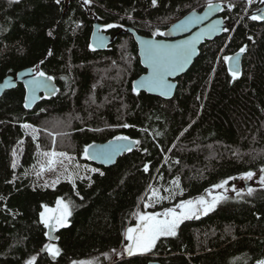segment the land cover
Masks as SVG:
<instances>
[{"label":"trees","instance_id":"trees-1","mask_svg":"<svg viewBox=\"0 0 264 264\" xmlns=\"http://www.w3.org/2000/svg\"><path fill=\"white\" fill-rule=\"evenodd\" d=\"M212 1L223 2L221 16L229 31L200 46L192 65L177 77L173 97L163 99L133 92V79L145 69L130 33L118 34L106 49L89 48L93 22L114 25L110 34L129 26L154 36L208 0H157L155 7L152 0L87 5L83 0H0V80L31 66L53 77L58 87L30 110L23 104L22 83L0 97V264H25L32 256L35 264L264 260V186L251 196L247 191L226 195L213 211L184 220L176 236L160 237L145 253H123L136 213H161L264 166V20L250 19L263 3ZM244 45L240 75L232 80L223 57ZM117 136L140 143L107 167L85 158V146ZM52 152L87 162L104 175L87 172L73 182L42 186L35 173L47 164L45 153ZM157 185L168 199L142 212ZM57 199L70 202L72 215L68 226L56 231L53 244L60 255L53 259L42 252L48 240L39 219L43 206H56Z\"/></svg>","mask_w":264,"mask_h":264},{"label":"snow or ice","instance_id":"snow-or-ice-1","mask_svg":"<svg viewBox=\"0 0 264 264\" xmlns=\"http://www.w3.org/2000/svg\"><path fill=\"white\" fill-rule=\"evenodd\" d=\"M18 2V0H9V3ZM57 3L60 0H56ZM261 3H264V0H260ZM84 4H90L91 0H83ZM248 3L251 4L252 0H248ZM157 4V0H152V5L155 7ZM234 5L229 4L228 8H231ZM208 12L221 11L220 4L213 3L212 0H208L207 3ZM207 18V12L204 17L192 16L186 20L180 21L178 24L174 25V28L180 30H187L189 24L199 22L202 19ZM250 19L253 21L256 20H264V13L259 15L253 14L250 16ZM222 21L215 20L213 21L206 29H203L200 33L193 35L189 39L181 40L176 44H163L159 42H155L152 40L144 41L143 47V57L144 62L147 64L149 68V75L145 78H142L138 83H133L132 90L133 92H137L140 88H146L148 91H158L162 96H168L173 87L172 84L168 82V77L175 74L176 72L182 71L184 67L189 63L193 55L196 54L197 48L196 45L200 41V39L207 35L211 36L214 33L219 31H229L227 27L221 28ZM106 28H112L114 25H106ZM51 35V32H49ZM154 36L165 35L164 32H154ZM103 37H99V40L102 42ZM249 40L252 37H248ZM90 48L93 46L90 44ZM247 49V45L242 46L239 51L235 54V56H224L223 60L226 64H229V74L232 80L238 79L240 75L239 70V57L243 54ZM93 50H95L93 48ZM49 55H52L51 50H49ZM43 61H41L42 63ZM53 77L46 76L42 71H36L32 80L28 81L26 87L30 88L32 93L31 97H25V107H29V100H34L35 92L37 89L41 87H46L45 81L52 80ZM14 87V84L11 80H5L4 84L0 86V88H9ZM54 91V90H53ZM23 127L28 128L29 125H23ZM124 127H128V125H124ZM35 131V130H34ZM35 139V136L33 137ZM117 141H128L129 138L126 136H118L115 137ZM139 141H130L127 144H116L113 145L112 141H109L108 146L102 147L100 150L89 153V149L93 146L89 145L84 149L85 158L90 159H102L103 162L107 163L113 160L114 156L125 152L131 151L134 145L139 144ZM145 151H147L145 149ZM171 151V149H169ZM45 155L56 156L57 153H45ZM60 156H66L65 153H59ZM51 164L52 161H49ZM13 167H15V163H13ZM43 170V169H42ZM148 165L145 164L144 171L147 172ZM92 172H99L101 176L104 175V172L100 171L97 168L90 169ZM261 172L264 173V169H261ZM244 178L251 179L254 175L252 172L244 173ZM69 179L71 177L69 176ZM232 179V178H229ZM173 183L177 184L178 182L174 181ZM227 181L222 182L221 184L215 185L216 188H223ZM260 183L264 185V175L260 176ZM235 191V189H233ZM253 193V189L249 188L247 191V195L251 196ZM237 196H240L241 193L237 191ZM153 195H156L155 191H153ZM227 197L218 195L213 197L211 202L205 200L203 197L198 198L196 201L193 200H185L176 204L174 208H167L163 213H136L137 221L135 227H129L126 233V239L130 242L125 246V251L128 255H133L134 252L140 251H148L150 250L156 243V241L160 237H174L177 235V229L180 224L184 220L192 219L194 216L199 218L196 214L199 212L200 214L207 215L210 211H213L216 205L222 201L226 200ZM150 205L146 204L145 207H149ZM44 210L40 212L39 223L43 225L47 231H45L44 235L49 238V240L53 239L51 233L58 231L61 228H65L68 226V218L72 215L70 202H65L62 199H57L56 208L51 209L47 206H43ZM179 210V211H177ZM163 217L161 219L160 217ZM42 251L47 252L53 259L60 255V249L53 243H46L43 245ZM36 256H32L25 261V264H35ZM257 264H264V260L257 261Z\"/></svg>","mask_w":264,"mask_h":264},{"label":"water","instance_id":"water-1","mask_svg":"<svg viewBox=\"0 0 264 264\" xmlns=\"http://www.w3.org/2000/svg\"><path fill=\"white\" fill-rule=\"evenodd\" d=\"M212 2L216 3V4H220L221 9H223L222 2H219V1H212ZM206 12H207V18L206 19H202L199 22L189 24L187 30H180V29L174 28V25L178 24L180 21L186 20L192 16L204 17ZM221 12H222V10L221 11H215V12H208L207 4L201 10H198V9L189 10L186 13H184L183 15H181L179 18L174 20L172 23H170L163 31L165 33V35H163L161 37L142 35V34L136 32L133 28H131L129 26H126L125 28L119 29L114 34H110V33L106 32V30L109 29V28L105 27L106 25H102L95 20L93 22L92 30H91V33L89 36V45L91 44L95 50H103V49L108 48V45L115 40V38L118 34H121L124 32L130 33L133 36V39L137 45L140 63L143 66V68L145 69L144 73L140 74L135 79H133V81H132V87H133V83H138L142 78L147 77L149 75V71H150L149 68L147 67V64L144 62V57H143V47H144L143 42L144 41L152 40V41L163 43V44H176L181 40L189 39L193 35L200 33L203 29H206L208 27V25H210L215 20H221L222 21L221 28H224L227 26V24L224 21V18L221 16ZM261 13H264V4L258 10H256L254 12V14H256V15H259ZM229 25H231V24H229ZM222 33H223V31H219L217 33H214L210 37L205 35L200 39V41L196 45V48H197L196 54L193 55V57L191 58L189 63L184 67V69L182 71L176 72L175 74H173L167 78L168 82L173 85L171 92L168 96H162L159 94L158 91L150 92L146 88H140V89H138V91H144L146 93H149L151 95H156V96L161 97L163 99H170L171 97H173V95L176 91L177 85H178L177 77H179L180 75L185 73L189 69V67L192 65L195 58L199 55L200 46L205 41L212 40L215 37L220 36ZM99 37L104 38L102 42L99 40ZM93 48H90V49H93ZM237 52L238 51L230 54L229 56H235V54ZM242 56H243V54H241L239 57V65L238 66H239L240 71H241ZM227 68L229 70V64H227ZM35 72H36V70L34 69V67H31V66L21 68L14 75L8 74L5 77H3V79L0 80V86H2L4 84L5 80H11L12 83L14 84V87H16V85L18 83H22L24 85V88H25L24 102H23L24 107H25V97L26 96L31 97V95H32L30 88L26 87V84L28 81L33 79ZM45 75L49 76L47 74H45ZM45 84H46V87H41V88L36 90V92H35L36 98L34 100H31V99L29 100L30 106L27 108L25 107L26 109H28V110L32 109L35 106V104L41 100V98L51 97L57 92L58 87H57V84H56L54 78L50 81H45ZM14 87L0 88V97L3 95V93L5 91L10 90ZM109 141H112L113 145H116V144H127L130 141H135V140L129 138L128 141H117V140H115V137H114V138H111V139H108V140H105L102 142L94 141V142L89 144V145L93 146L92 148L89 149V153H94V152L100 150L102 147L108 146ZM134 147H135V145L132 147V149ZM122 153H124V152H122ZM122 153L115 155L113 160L110 162H107V163L103 162L102 159H90V158L89 159L97 165L107 167V166L114 164L115 161L117 160V158ZM46 231H47V229H46ZM51 235L53 237V239H51V240H49V238L46 237L48 242H56L58 239L56 232L51 233ZM42 252H44V251H42ZM123 252H124V257H130V255H128L125 250ZM139 253H142V252L136 251V252H134L133 255L139 254ZM133 255H131V256H133ZM148 264H162V263L157 259H152L148 262Z\"/></svg>","mask_w":264,"mask_h":264},{"label":"rangeland","instance_id":"rangeland-1","mask_svg":"<svg viewBox=\"0 0 264 264\" xmlns=\"http://www.w3.org/2000/svg\"><path fill=\"white\" fill-rule=\"evenodd\" d=\"M174 20L175 19L169 21L167 23V26L170 23H172ZM162 31H163V29L162 30L158 29L156 32H162ZM85 148H86V146H85ZM54 153H56V152H54ZM49 161H52V163L50 164ZM41 165L42 166L40 167V169L37 170L35 175H36V179H37L38 184H40L42 186H55L58 181L63 180V179H66V180L73 182L77 178L84 176L85 173L92 172V171H90V169L96 168L95 166L90 165L87 162H81V161H77L75 159H72L68 155L60 156L59 153H57L56 156L50 155L47 164L44 165V163H43ZM262 169H264V166ZM252 173H254V175L251 179H246V178H244V175H241L240 177H237V178L225 180V181H227V183L224 185L223 188H216L213 186L212 188L203 192L202 194H204V195H198L196 197H193L192 199H186V200L196 201L198 198L203 197L205 200L211 202L213 197L218 196V195H222V196H226V195H230V194L234 195L237 193V191H239L240 193H243V192L248 191L249 188L254 189L258 186H264V185H261V183H260V176L264 175V173L261 172V169L258 172H252ZM69 176L71 177V179H69ZM233 189H235V191ZM153 191H155L156 195H153ZM153 191L149 194L147 199L143 202V211L142 212H145L147 208L153 207V205H155L156 203H160L161 201H163L166 198L168 199V195L165 193H162L161 189L159 188V185L155 186ZM183 201H185V200H183ZM180 202H178V203H180ZM146 204H148L150 206L145 207ZM175 205L173 204L169 208H174ZM50 208L55 209L56 206H53ZM177 211H179V210H177ZM163 212H164V210L161 211V213H163ZM199 214L200 213L198 212L196 215L198 216ZM160 218L163 219L162 216ZM71 264H97V263H95L94 260L88 259V260L73 261Z\"/></svg>","mask_w":264,"mask_h":264}]
</instances>
